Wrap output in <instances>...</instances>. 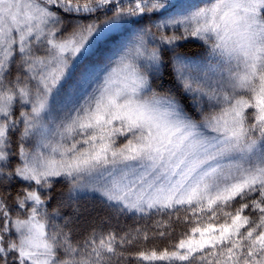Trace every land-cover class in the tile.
Listing matches in <instances>:
<instances>
[{"label": "snow or ice", "instance_id": "6c2138e0", "mask_svg": "<svg viewBox=\"0 0 264 264\" xmlns=\"http://www.w3.org/2000/svg\"><path fill=\"white\" fill-rule=\"evenodd\" d=\"M53 5L77 14L114 10L61 36ZM163 8L165 0H0V181L28 185L15 197L26 215L13 218L0 196V264H264V0H210L150 24L88 84L78 106L59 122L48 115L73 61L86 60L125 18ZM189 38L204 42L219 69L218 78H194L177 57L199 120L181 97L154 90L148 72L162 61L160 45ZM91 75L86 64L82 76ZM57 177L67 178L70 193L89 188L119 211L155 209L168 219L156 221L151 236L139 227L119 237L93 230L73 243L68 221L57 223L45 207ZM177 226L189 227L175 243L125 251Z\"/></svg>", "mask_w": 264, "mask_h": 264}, {"label": "trees", "instance_id": "16d2710c", "mask_svg": "<svg viewBox=\"0 0 264 264\" xmlns=\"http://www.w3.org/2000/svg\"><path fill=\"white\" fill-rule=\"evenodd\" d=\"M121 2L126 4L127 0H121ZM51 10L58 12L64 21L63 31L60 33V35L63 36L71 32L75 23L80 21L87 23L89 20H103L105 15H111L112 10L114 9L110 7L109 9H98L95 13L77 14L65 13L62 9L53 5L51 6ZM159 16L161 17V15L153 13L145 14L140 17L125 18L112 30V33H110L107 40L112 41V38L114 39L117 35L126 34L125 36H127L129 41L125 42L121 48L125 50L132 46L142 29L148 27L150 24L154 25L158 22V20H162ZM169 30L170 28L167 31L171 34L172 31ZM153 31H155L154 28ZM128 43L129 45L127 46ZM156 44H158V41H150L149 47L156 46ZM160 47L162 49L161 63L154 68L148 69L151 87L158 92H170L178 97H181L186 110L193 118L197 119L198 113L196 112V107L189 103L190 97L186 93L182 92V86L178 82L174 69V59L177 55H187L190 57L198 55L201 44L194 39H187L177 41L175 47L166 45H160ZM98 48L104 49V47H101V44L98 45L96 47V51L93 52L86 60L98 61L99 57L102 56V54L98 52ZM39 54H43L42 47L40 48ZM110 54L111 52L109 53V51H107L106 55ZM86 60H78L74 65H72L69 69L70 75L66 77V82H64L63 88H61L54 99L50 101V111L55 112L53 119L55 118V120L58 121L59 116L61 117L66 109V105H60L59 108L56 107L57 97L63 92L64 87L76 78L77 74L80 72L79 66L85 63ZM16 74L17 68L15 63H13L9 78H14ZM21 110V105L17 102L14 107V115L18 116ZM19 127L22 128V125ZM18 137L19 132L12 134L13 152L17 150ZM32 144H34V141H29L27 146L31 147ZM18 162V157H11L9 160V167L14 168ZM27 186V182L21 181L19 178H13L9 181H0V196L5 197V203L12 216L14 214L17 215L18 212L26 215V213H24L23 210L21 211L15 204V197L22 188ZM70 187L71 185L67 178H54L53 187L51 189L52 198L46 202L45 207L50 214H53L52 218L57 223L63 225L66 220L68 221L65 231L71 232L73 243L84 240V238L92 233L93 230L97 233L114 232L119 237L125 232H128L130 229L139 227L148 228L149 235L151 236V230L153 229L154 223L159 220L168 219L167 212L160 213L155 209L151 210L148 214L129 212L127 210L119 211L117 208L110 205L108 201L95 194H80L76 191V193H70ZM239 203L240 201H237L235 206H238ZM180 214L181 216L183 215V213ZM175 216L176 213H172L173 221H175ZM187 227L189 226H177V230L171 236H166L164 239H150L146 245L138 244L132 247H127L125 251L134 253L139 251L141 247L151 248L154 245L158 248H163L170 242H177L180 238V233L182 231H186ZM121 264H137V261L135 259H128L126 261H122Z\"/></svg>", "mask_w": 264, "mask_h": 264}, {"label": "rangeland", "instance_id": "374dc122", "mask_svg": "<svg viewBox=\"0 0 264 264\" xmlns=\"http://www.w3.org/2000/svg\"><path fill=\"white\" fill-rule=\"evenodd\" d=\"M209 2L210 0H165V8L160 9L158 12H156V14L161 15V17L159 16L161 19H168L170 17H176L179 15L186 14L188 11H191L195 7L204 6L205 4ZM115 27H113L112 30ZM112 30L108 33V36L110 35V33H112ZM169 31H173V29L170 28ZM177 34H180V30H177ZM125 35L126 34L119 35V36L117 35L114 39L112 38V41L106 40V42L102 43L101 47H104V49L98 48V52L102 54V56L99 57L98 61L86 60L85 63L79 66L80 72L77 74L76 78L70 81L64 87L63 92L57 97L56 107L59 108L60 105H66V109L63 112V115L61 117L59 116L58 121L55 120L54 118L56 122H59L61 119H63L70 110L74 109L75 106H78V104L83 99V97L87 95V92L91 91V87H88V84L96 80L98 77H102L104 72L110 66H112V64L115 62L117 57L124 51V49H121V48L123 47V44L125 42L129 41V39ZM189 39L193 40L194 38H189ZM194 40L201 44L200 52L198 53V55L194 57H190L187 55H177L175 56V59H174V69H175L176 76L178 78V82L180 83V85H181V81L178 77V73L176 70L177 69V57H179L181 60H183L188 65V68L186 71L190 75H192L194 78H203L205 74L212 77L213 79L218 78L216 74L218 73L219 69L214 67L216 63V59L211 55L208 47L204 44L203 41L196 40V39ZM129 43L127 44V46L129 45ZM95 51L96 49L93 52ZM107 51H109V53L111 52V54L106 55ZM77 61L78 60L73 61L72 65H74ZM86 64L90 67L92 71V75L90 79L87 81L84 80L82 76V70ZM186 94L190 97V94L188 93ZM195 107H196V112L198 113V117L197 119L196 118L194 119L199 120L200 114L197 110L198 106H195ZM48 115H50L53 118L55 116V112L50 111ZM45 118L47 119L48 116L46 115ZM119 143H123L122 138L119 140ZM76 192L80 194L82 193L95 194L101 197L98 192L91 191L89 188L77 190ZM20 210L22 211V209ZM132 212H135V211H132ZM15 216L16 214H14L12 217L15 218Z\"/></svg>", "mask_w": 264, "mask_h": 264}]
</instances>
